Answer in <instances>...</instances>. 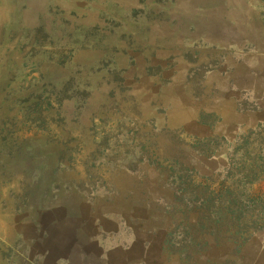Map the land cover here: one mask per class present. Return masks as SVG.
Instances as JSON below:
<instances>
[{
	"label": "rangeland",
	"instance_id": "374dc122",
	"mask_svg": "<svg viewBox=\"0 0 264 264\" xmlns=\"http://www.w3.org/2000/svg\"><path fill=\"white\" fill-rule=\"evenodd\" d=\"M159 2L0 0V264H68L79 206L147 203L182 264H264V0Z\"/></svg>",
	"mask_w": 264,
	"mask_h": 264
},
{
	"label": "crops",
	"instance_id": "0c3cea01",
	"mask_svg": "<svg viewBox=\"0 0 264 264\" xmlns=\"http://www.w3.org/2000/svg\"><path fill=\"white\" fill-rule=\"evenodd\" d=\"M119 1L140 7L145 6L147 0ZM170 1L171 3H176L177 1L176 6L179 4V10L188 2V0ZM167 3L168 0H160L158 5L163 6L167 5ZM155 13H157V9ZM192 14L194 15V8L190 12V15ZM47 19L52 23L63 21L55 16H49ZM57 25L59 26V24ZM50 204V202H44L43 200L40 207L39 204L38 206L36 205L37 210L40 212V222H38L42 226L51 222L53 226H58L59 228L61 216L53 214V218L50 219L48 215ZM150 204L147 203L146 206L135 205L129 209H125L123 206H115L112 207L113 211L99 206H79L77 208L79 212H72V218H70V221H73L74 227H76L77 236L71 238L68 243L69 252L72 255L68 264H115L113 257L115 252L121 253L120 264H182L183 259H185L182 248H179L175 254H171L170 249L175 244L180 245L178 236L182 237L183 233H177L178 228H174L175 223L171 222V224H174L173 227L170 226L168 221V224L166 221L164 225L157 224L158 219L151 210ZM86 208L89 210L84 212L83 209ZM163 212L164 214L168 213L165 208ZM101 238L109 239L112 246L110 248L101 247L100 249L103 251L94 253L91 246L93 244L99 245ZM136 248H138V251L131 254V251ZM46 259L48 260L49 257ZM53 261L55 264H61L64 260L58 256L54 257Z\"/></svg>",
	"mask_w": 264,
	"mask_h": 264
}]
</instances>
